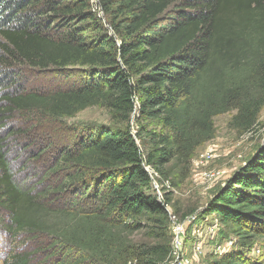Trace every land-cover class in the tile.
I'll use <instances>...</instances> for the list:
<instances>
[{
  "label": "trees",
  "instance_id": "trees-1",
  "mask_svg": "<svg viewBox=\"0 0 264 264\" xmlns=\"http://www.w3.org/2000/svg\"><path fill=\"white\" fill-rule=\"evenodd\" d=\"M21 64L67 79L82 70L77 83L40 92L21 88ZM92 107L119 126L79 132L54 165L25 166L35 182L16 179L2 136L15 113L73 118ZM263 108L264 0H0V212L12 237L46 236L56 247L43 260L40 249H10L0 264H169L170 222L145 166L175 186L214 138L215 117L235 112L229 127L243 135ZM132 116L156 128L134 134ZM204 214L237 246L209 264H257L245 253L264 240L263 151ZM140 232L156 243L133 242Z\"/></svg>",
  "mask_w": 264,
  "mask_h": 264
},
{
  "label": "rangeland",
  "instance_id": "rangeland-1",
  "mask_svg": "<svg viewBox=\"0 0 264 264\" xmlns=\"http://www.w3.org/2000/svg\"><path fill=\"white\" fill-rule=\"evenodd\" d=\"M92 7L107 28L105 17L97 9L96 1L92 2ZM81 70L75 68L73 76L69 79L53 70L38 71L22 64L17 65L15 71H18L21 88L52 92L66 88L71 83H77L80 75L77 73ZM234 114L235 112H230L214 118V138L195 151L189 177L175 186L172 185L174 192L168 196V206L179 221L185 223L186 230L183 248L179 255L170 257L169 264L175 263L178 259H186L187 264H209L211 259L237 248L234 239L220 228L213 215L204 214L213 195L225 187L251 158L264 152V108L258 116L256 126L243 135L229 127V121ZM129 124L134 134L140 132L139 125L145 126L147 130L156 128L152 123L137 124L134 116ZM118 126L109 110L98 107L88 108L73 118L56 119L36 113H15L14 118L2 129V136L6 138L7 158L16 179L19 182L25 179L35 182L37 175H33V168L27 171L25 166L37 165L39 170L54 165L56 151L74 142L79 132L87 128L112 129ZM137 141L141 146V141ZM144 148H149L147 141L144 142ZM203 155L207 157L203 158ZM54 177H50L48 181ZM160 178L162 181L166 180L161 175ZM46 188L47 183H43L36 191L44 193ZM69 196L68 193L62 197L68 199ZM57 197L51 195L48 200L53 201ZM6 222V215L0 212V253L4 251L6 253L14 248L40 249L43 253L40 254L39 260H43L55 251L56 247L49 248L53 241L50 237L27 233L12 237L6 233ZM168 237L170 238L169 232ZM131 239L136 244L156 243L144 232L134 234ZM65 252V249L58 251L56 258L62 257ZM245 257L252 259L253 263H263L264 240L256 239L250 250L245 253Z\"/></svg>",
  "mask_w": 264,
  "mask_h": 264
},
{
  "label": "built area",
  "instance_id": "built-area-1",
  "mask_svg": "<svg viewBox=\"0 0 264 264\" xmlns=\"http://www.w3.org/2000/svg\"><path fill=\"white\" fill-rule=\"evenodd\" d=\"M207 157L206 155L202 156ZM151 181V191L155 196L156 201L162 205L167 213L170 222L171 233V256H177L181 252L184 245V235L186 226L185 223L179 221L177 215L169 208L167 203V196L174 192L171 183L168 180H161L160 174L152 169L150 166H145ZM160 182V184H159ZM173 264H187L186 259H178Z\"/></svg>",
  "mask_w": 264,
  "mask_h": 264
}]
</instances>
